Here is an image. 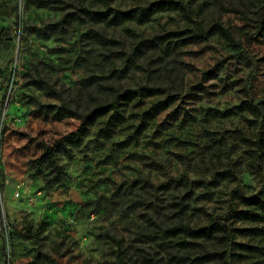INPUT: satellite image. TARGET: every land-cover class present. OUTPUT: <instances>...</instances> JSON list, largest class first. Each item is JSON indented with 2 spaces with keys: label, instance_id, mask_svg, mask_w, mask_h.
Returning <instances> with one entry per match:
<instances>
[{
  "label": "rangeland",
  "instance_id": "374dc122",
  "mask_svg": "<svg viewBox=\"0 0 264 264\" xmlns=\"http://www.w3.org/2000/svg\"><path fill=\"white\" fill-rule=\"evenodd\" d=\"M62 1L128 10L161 0ZM173 1L187 14L163 9L143 25L108 28L107 37L131 42L193 22L205 29L220 24L240 43V52L215 34L163 63L148 52L117 77L86 37L92 27L87 21L49 29L46 37L32 32L56 24L72 8L0 0V264H110L118 250L106 234L135 264H198L176 262L174 256L184 253L162 248L152 231L223 221L232 206L241 208V193L264 191V171L249 167L257 131L245 110L247 95L264 103V44L247 46L242 38L254 32V11L264 0ZM109 84L136 95L88 117V94ZM56 140L62 141L59 179L30 163L39 155L34 143ZM182 174L190 181L186 189L127 187L138 179L159 186ZM225 224L232 230L228 262L264 264V224Z\"/></svg>",
  "mask_w": 264,
  "mask_h": 264
},
{
  "label": "trees",
  "instance_id": "16d2710c",
  "mask_svg": "<svg viewBox=\"0 0 264 264\" xmlns=\"http://www.w3.org/2000/svg\"><path fill=\"white\" fill-rule=\"evenodd\" d=\"M35 2L41 7L57 4L62 9L72 8V10L64 12L56 24L45 26L44 28L33 27V33L46 37L49 29H57V27L72 21H87L92 27L85 33L86 37L99 46L101 57L113 64L110 73L117 77L127 74L139 60L147 59L146 54L148 52L156 53L155 61L163 63L167 59L178 56L188 44L207 40L215 34L234 52H240L241 48L240 43L234 39L230 30L220 24H213L205 29L200 24L193 22L191 27L184 30L169 31L149 39H135L132 37L133 40L131 42L107 37L106 29H114L125 22L143 25L155 12L163 9L178 10L186 15L184 6L180 2L173 0L156 1L146 7H136L128 10H120L109 6L102 9H90L83 5H70L62 0H35ZM254 16V32H244L242 34L247 46L264 44V4L256 6ZM115 61L120 62V68L115 65ZM151 61L149 59L146 63L149 76L152 75V72L149 71L152 65ZM169 72L166 74L167 76H169ZM98 87L100 88L96 91V95L88 94L91 100L88 117L114 109L120 104V101L134 98L136 95L135 91L129 89L121 91L112 84ZM142 89L145 92L156 93V89L148 86H144ZM104 97H110V101L106 102ZM167 97L174 100L176 94H167ZM245 110L252 117L248 122L257 131L254 138L251 139L252 141H250L254 147V152L249 159V167L252 171H255L254 173H260L264 171V167L260 166L264 162V103L255 104L247 95ZM34 146L39 151V155L30 160L31 165L35 169L45 166L51 171L54 179H59L62 175V168L57 162L56 154L62 147V141L56 140L50 144L38 141L34 143ZM262 180H264V175H262ZM189 183L187 175L182 174L178 178L170 177L167 182L159 186H154L149 180L138 179L128 183L127 187L133 188L137 186L141 189L157 191L167 190L170 187H183L186 189ZM239 205L241 208L232 206L223 221L209 218L208 223L204 226L193 227L188 224H177L165 228L157 227L151 233L152 238L157 240L162 248L172 247L176 251H182L184 253L183 256H174L176 262L196 261L198 264L217 262L231 264L228 261L232 255V230L225 223L264 224V191L261 190L249 197L241 193L239 195ZM177 206L186 205L178 204ZM106 236L117 246L118 250L116 259L110 264H135L125 259L122 253V246L117 239L108 234ZM218 245L223 247L221 252L215 250ZM148 263L155 264L151 260Z\"/></svg>",
  "mask_w": 264,
  "mask_h": 264
}]
</instances>
